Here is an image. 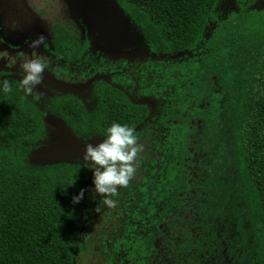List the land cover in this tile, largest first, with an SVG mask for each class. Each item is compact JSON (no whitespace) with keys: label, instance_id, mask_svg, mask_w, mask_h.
Returning <instances> with one entry per match:
<instances>
[{"label":"trees","instance_id":"16d2710c","mask_svg":"<svg viewBox=\"0 0 264 264\" xmlns=\"http://www.w3.org/2000/svg\"><path fill=\"white\" fill-rule=\"evenodd\" d=\"M116 1L151 54L190 56L151 62L176 92L155 153L136 171L142 178L123 188L122 210L104 214L105 264H264V0ZM90 47L87 33L54 25L59 61L77 64ZM20 82L0 70V136L20 150L19 159L0 153V264H74L98 214L87 199L93 171L23 160L44 147L47 124ZM51 108L83 139H106L113 123L138 136L152 117L105 79L87 99L57 93Z\"/></svg>","mask_w":264,"mask_h":264},{"label":"rangeland","instance_id":"374dc122","mask_svg":"<svg viewBox=\"0 0 264 264\" xmlns=\"http://www.w3.org/2000/svg\"><path fill=\"white\" fill-rule=\"evenodd\" d=\"M221 11L224 17L230 14L228 2L222 4ZM58 23L79 32V36L87 33L90 37L91 48L86 57L72 66L56 60L51 53L53 27ZM40 35L46 38L47 47L41 44L36 51L49 62L43 73V85L47 87L38 85L28 96L46 114L47 137L44 147L25 157V162L33 165L85 163V145H96L103 140L79 137L52 110L51 99L57 93H72L87 99L93 83L98 79L115 84L124 89L134 102L151 107L152 117L141 128L140 143L145 141L147 144L152 132L155 136L162 133L164 129L159 119L165 115V108L176 90L161 86V69L151 65V62H185L190 56L187 52L169 56L151 54L144 38L116 0H0V51L14 57H19L20 53L30 55L33 49L29 44ZM184 66L193 68L195 64ZM0 70L12 72L19 80L23 78L19 62L10 66L7 59L0 58ZM38 93L43 95L36 100ZM88 107L92 110L94 106L89 104ZM6 151H13V155L19 159L17 153L20 150L0 136V153ZM94 188L92 181L88 185V193L95 191ZM107 210L99 212L89 225L90 239L82 244L83 249L76 256V264L106 263L100 244V213Z\"/></svg>","mask_w":264,"mask_h":264},{"label":"clouds","instance_id":"9594fccd","mask_svg":"<svg viewBox=\"0 0 264 264\" xmlns=\"http://www.w3.org/2000/svg\"><path fill=\"white\" fill-rule=\"evenodd\" d=\"M43 44L46 48V38L43 35L31 40L29 47L33 49L31 54L20 53L19 57L9 56L6 51H0V58L7 59L10 66L19 62L23 73L20 86L23 91L31 96L36 86L43 85V73L48 68L49 62L46 57L38 54L36 49ZM3 91L8 93L11 86L7 80L3 82ZM43 87H47L43 85ZM43 93L35 96L41 99ZM145 146L139 142V137L134 129L127 125L113 123L107 129V138L93 145L87 143L84 148V167L93 171V184L95 192L101 197V203L108 208H115L118 201L113 199L117 196L119 187H128L130 181L135 178L139 158L144 152ZM84 189L73 197V203H79L84 196Z\"/></svg>","mask_w":264,"mask_h":264},{"label":"flooded vegetation","instance_id":"af4514ba","mask_svg":"<svg viewBox=\"0 0 264 264\" xmlns=\"http://www.w3.org/2000/svg\"><path fill=\"white\" fill-rule=\"evenodd\" d=\"M91 48V47H90ZM90 50V49H89ZM89 52V51H88ZM87 55V54H86ZM54 58H55V56H53ZM86 57V56H85ZM84 57V58H85ZM83 58V59H84ZM56 59V58H55ZM82 59V60H83ZM56 60H58V59H56ZM81 60V61H82ZM61 62V61H60ZM62 63H64V62H62ZM66 66H72V65H67L66 63H64ZM149 122V121H148ZM147 122V123H148ZM146 123V124H147ZM145 124V125H146ZM145 125H143V126H145ZM143 126H141L140 128H139V134H138V137H140V134H141V128L143 127ZM162 127V126H161ZM162 129H163V127H162ZM163 132V131H162ZM162 133H157L156 134V136L153 134V132L151 133V135H150V138L149 139H147V144H145V141H141V144H143L144 146H145V148H144V153L143 154H141V156H140V158H139V163H138V167H137V170L139 169V166H141L140 164H143V163H145V160L146 159H148V157H150V156H152L154 153H155V147H154V145H155V141L156 140H158L159 139V137H160V135H161ZM140 139V138H139ZM139 142H140V140H139ZM92 176H93V173H92ZM92 176L90 177V179H89V181H88V183H87V199L89 200V201H92L93 202V205L95 206V210L96 211H98V213L99 212H101V211H103L104 209H108L107 211H105L104 213H100L101 214V216H102V219L104 218V214L105 213H109V212H113V213H116V212H118V210H122L123 209V204L125 203V198H123V196H124V193H126V191H123V188L124 187H119L118 188V194H117V196H115V197H113V199H115V200H117L118 201V203H117V206L115 207V208H107L105 205H103L102 203H101V197L95 192V191H93V192H91L90 194L88 193V185H89V183H91L92 181H93V179H92ZM142 175H140V174H138V173H136V175H135V178L132 180V181H130V183L132 184V183H138L139 182V180L142 178L141 177ZM123 199H124V201H123ZM102 223H103V220H102ZM108 228V227H107ZM88 239H90V237H88Z\"/></svg>","mask_w":264,"mask_h":264},{"label":"water","instance_id":"95a60500","mask_svg":"<svg viewBox=\"0 0 264 264\" xmlns=\"http://www.w3.org/2000/svg\"><path fill=\"white\" fill-rule=\"evenodd\" d=\"M75 264V263H74Z\"/></svg>","mask_w":264,"mask_h":264}]
</instances>
